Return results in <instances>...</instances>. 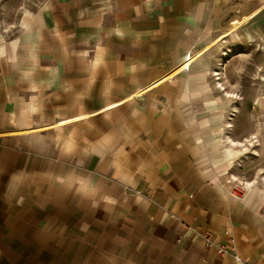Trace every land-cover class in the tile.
Instances as JSON below:
<instances>
[{
	"label": "crops",
	"instance_id": "crops-1",
	"mask_svg": "<svg viewBox=\"0 0 264 264\" xmlns=\"http://www.w3.org/2000/svg\"><path fill=\"white\" fill-rule=\"evenodd\" d=\"M49 4L37 30L0 36V252L85 242L138 264H264V164L242 194L234 162L206 150L209 94L222 91L211 46L264 0ZM246 56L245 85L230 67L228 93H264V51Z\"/></svg>",
	"mask_w": 264,
	"mask_h": 264
},
{
	"label": "rangeland",
	"instance_id": "rangeland-1",
	"mask_svg": "<svg viewBox=\"0 0 264 264\" xmlns=\"http://www.w3.org/2000/svg\"><path fill=\"white\" fill-rule=\"evenodd\" d=\"M52 0H0V36L4 41L19 35L22 30H37V12L40 8H50ZM231 19H236V28L231 37L228 33L223 35L211 46L215 49L213 54L217 59V66L221 75L212 77L217 83L220 81L222 91L209 94L211 102L206 110V117L214 118L209 127V137L206 150L209 159H222L234 162L233 170L236 171L239 190L242 194L252 192L263 185L261 171L264 159L260 157L259 149H264V141L252 139V133H264V93H228L229 68L237 70L235 83L245 85L246 78L242 75L244 69L251 68L252 61L246 54L252 51H264V11L248 19V28L245 26L246 13L231 14ZM235 17V18H234ZM6 32L4 35L3 32ZM227 36V37H226ZM250 41L248 38H252ZM231 39V41H230ZM230 42V43H229ZM210 50V49H209ZM211 54V52H210ZM194 56V57H192ZM198 54L189 52L179 69L190 70L194 58ZM195 62V61H194ZM231 63V65H230ZM253 63H260L253 61ZM205 65H212L209 60ZM211 67V66H210ZM217 78V79H216ZM218 78H220L218 80ZM259 83L264 78H256ZM234 83V81H233ZM225 88V89H224ZM248 96V103L245 102ZM251 97H254L251 101ZM230 101V102H229ZM228 103H231L229 106ZM20 190L8 189V194L18 195ZM65 249L72 248V240L65 236L62 240ZM0 264H138L116 249L107 247H93L85 242L77 243V251H66L55 256L50 252L11 253L0 252Z\"/></svg>",
	"mask_w": 264,
	"mask_h": 264
},
{
	"label": "built area",
	"instance_id": "built-area-1",
	"mask_svg": "<svg viewBox=\"0 0 264 264\" xmlns=\"http://www.w3.org/2000/svg\"><path fill=\"white\" fill-rule=\"evenodd\" d=\"M220 252L221 253H224L225 252V249L224 248H220ZM235 259H236V262L237 264H249L246 260H244L242 257H240L239 255H236L235 256Z\"/></svg>",
	"mask_w": 264,
	"mask_h": 264
},
{
	"label": "bare ground",
	"instance_id": "bare-ground-1",
	"mask_svg": "<svg viewBox=\"0 0 264 264\" xmlns=\"http://www.w3.org/2000/svg\"><path fill=\"white\" fill-rule=\"evenodd\" d=\"M64 122V121H63ZM64 124V123H63Z\"/></svg>",
	"mask_w": 264,
	"mask_h": 264
}]
</instances>
